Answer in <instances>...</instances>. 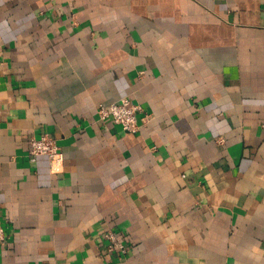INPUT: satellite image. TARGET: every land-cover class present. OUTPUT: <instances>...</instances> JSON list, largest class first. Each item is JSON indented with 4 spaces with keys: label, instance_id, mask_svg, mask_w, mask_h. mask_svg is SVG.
<instances>
[{
    "label": "crops",
    "instance_id": "1",
    "mask_svg": "<svg viewBox=\"0 0 264 264\" xmlns=\"http://www.w3.org/2000/svg\"><path fill=\"white\" fill-rule=\"evenodd\" d=\"M0 225V264H264V0H0Z\"/></svg>",
    "mask_w": 264,
    "mask_h": 264
},
{
    "label": "built area",
    "instance_id": "2",
    "mask_svg": "<svg viewBox=\"0 0 264 264\" xmlns=\"http://www.w3.org/2000/svg\"><path fill=\"white\" fill-rule=\"evenodd\" d=\"M96 115L99 121L111 120L119 124L125 132L137 133L141 123L147 120L141 106L123 97L118 101L108 104L99 103L96 107ZM28 158L35 161L39 155L47 158L52 169L57 168L63 162V153L56 140L44 133L29 140ZM104 242V251L107 254H114L117 258H123L128 252V246L113 229L105 228L101 234ZM5 241V232L0 225V243Z\"/></svg>",
    "mask_w": 264,
    "mask_h": 264
}]
</instances>
